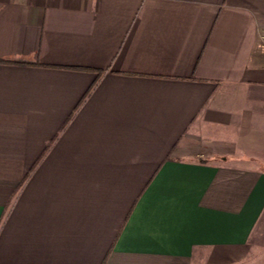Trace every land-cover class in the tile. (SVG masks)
Returning <instances> with one entry per match:
<instances>
[{
  "label": "crops",
  "instance_id": "obj_1",
  "mask_svg": "<svg viewBox=\"0 0 264 264\" xmlns=\"http://www.w3.org/2000/svg\"><path fill=\"white\" fill-rule=\"evenodd\" d=\"M264 0H0V264H264Z\"/></svg>",
  "mask_w": 264,
  "mask_h": 264
},
{
  "label": "built area",
  "instance_id": "obj_2",
  "mask_svg": "<svg viewBox=\"0 0 264 264\" xmlns=\"http://www.w3.org/2000/svg\"><path fill=\"white\" fill-rule=\"evenodd\" d=\"M261 40V46L264 48V30H262L259 34Z\"/></svg>",
  "mask_w": 264,
  "mask_h": 264
}]
</instances>
